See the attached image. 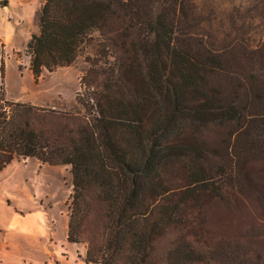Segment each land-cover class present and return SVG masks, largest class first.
<instances>
[{
  "label": "trees",
  "instance_id": "trees-1",
  "mask_svg": "<svg viewBox=\"0 0 264 264\" xmlns=\"http://www.w3.org/2000/svg\"><path fill=\"white\" fill-rule=\"evenodd\" d=\"M184 16L183 0H44L32 71L85 55V111L9 101L2 86L0 171L20 157L70 167L68 239L88 264H200L188 211L253 188L264 163V43L212 50ZM207 128L227 130L222 149L201 140ZM175 229L187 232L158 253Z\"/></svg>",
  "mask_w": 264,
  "mask_h": 264
},
{
  "label": "rangeland",
  "instance_id": "rangeland-1",
  "mask_svg": "<svg viewBox=\"0 0 264 264\" xmlns=\"http://www.w3.org/2000/svg\"><path fill=\"white\" fill-rule=\"evenodd\" d=\"M183 5L186 29L212 50L222 52L231 45L257 48L264 43V0H183ZM38 29L37 33L40 21ZM22 56L24 65L19 66L17 59L6 65L4 96L8 88L20 93L24 86L25 103L84 113L78 97H86V86L82 84L88 68L85 55L70 66L44 69L38 80L31 76L27 50ZM226 131L207 128L201 131L200 138L209 149L219 150L227 140ZM252 170L253 188L227 190L223 196L206 200L200 209L188 211L196 227L188 234L196 230L199 247L205 251L200 264H264V163L257 161ZM71 193L68 165L20 157L2 169L0 264H88L87 244L74 243L67 237ZM186 232L172 230L160 240L158 253ZM219 243L240 244L243 249L227 258L215 250Z\"/></svg>",
  "mask_w": 264,
  "mask_h": 264
},
{
  "label": "crops",
  "instance_id": "crops-1",
  "mask_svg": "<svg viewBox=\"0 0 264 264\" xmlns=\"http://www.w3.org/2000/svg\"><path fill=\"white\" fill-rule=\"evenodd\" d=\"M43 3L44 0H0V66L3 64L5 66V79L6 68L11 59H17L19 66L24 65L22 55L26 52L27 44L32 35L39 30V16ZM25 62L28 63V68L31 69L28 58ZM31 76L32 78L34 77L32 70ZM5 79L0 72V91ZM6 86L8 85L6 84ZM5 93L6 100L13 102H27L22 98V95L25 93L24 86L20 93H16L9 88ZM36 94L41 97L42 93L41 91H38ZM28 102L34 105H39L32 101ZM53 250L54 249L50 248V251ZM53 254L55 253H52V255ZM25 264L28 263L25 262Z\"/></svg>",
  "mask_w": 264,
  "mask_h": 264
}]
</instances>
